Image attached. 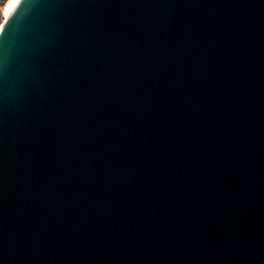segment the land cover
<instances>
[{
    "label": "water",
    "instance_id": "water-1",
    "mask_svg": "<svg viewBox=\"0 0 264 264\" xmlns=\"http://www.w3.org/2000/svg\"><path fill=\"white\" fill-rule=\"evenodd\" d=\"M0 264H264V0H18Z\"/></svg>",
    "mask_w": 264,
    "mask_h": 264
},
{
    "label": "bare ground",
    "instance_id": "bare-ground-1",
    "mask_svg": "<svg viewBox=\"0 0 264 264\" xmlns=\"http://www.w3.org/2000/svg\"><path fill=\"white\" fill-rule=\"evenodd\" d=\"M18 0H7L3 6L4 19H7L11 10L14 8Z\"/></svg>",
    "mask_w": 264,
    "mask_h": 264
},
{
    "label": "built area",
    "instance_id": "built-area-1",
    "mask_svg": "<svg viewBox=\"0 0 264 264\" xmlns=\"http://www.w3.org/2000/svg\"><path fill=\"white\" fill-rule=\"evenodd\" d=\"M4 15H3V11H2V8H1V6H0V27H1V25H2V23L4 22Z\"/></svg>",
    "mask_w": 264,
    "mask_h": 264
},
{
    "label": "rangeland",
    "instance_id": "rangeland-1",
    "mask_svg": "<svg viewBox=\"0 0 264 264\" xmlns=\"http://www.w3.org/2000/svg\"><path fill=\"white\" fill-rule=\"evenodd\" d=\"M6 1H7V0H5L4 2H1V3H0V6H1V8H2V11H3V6H4V4H5Z\"/></svg>",
    "mask_w": 264,
    "mask_h": 264
}]
</instances>
